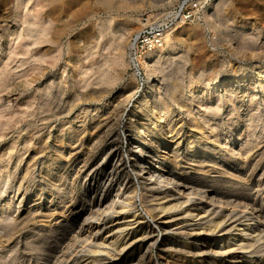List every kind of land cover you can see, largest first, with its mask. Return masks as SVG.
Masks as SVG:
<instances>
[{
    "label": "rangeland",
    "instance_id": "1",
    "mask_svg": "<svg viewBox=\"0 0 264 264\" xmlns=\"http://www.w3.org/2000/svg\"><path fill=\"white\" fill-rule=\"evenodd\" d=\"M119 1L112 0V8H106L98 0H0V264H57L64 237L71 242V253L85 255L96 227L114 225L117 221H110L121 208L124 215L140 214L145 219L158 190L149 191L137 182L133 184L136 192L130 193L117 174L119 158L131 161L128 135H137L142 129L140 120L130 121L129 111L143 97L147 79L140 67L135 70L129 64L128 46L143 19L160 20L178 10L192 11L194 20L171 33L174 48L165 60L154 64L150 77L157 99L168 100L169 120L177 119L174 125L163 122V130L173 129L165 136L180 142L175 161L170 158L166 164L172 165L173 160L174 171L183 180L257 202L264 212V83L253 74L264 72V0ZM127 21L135 28L126 31ZM139 73L144 89L137 95ZM250 73L248 90L256 95L239 91L230 101L227 91L220 88L219 101L207 104L190 99L193 103L185 109L193 117L208 115L200 119L207 127L204 136L186 123L189 116L179 102L188 98L178 103L171 99L172 93L186 92L190 86L204 87L218 79L243 78ZM96 107L101 108L92 117ZM242 119L254 126L245 130ZM252 132H256L258 153L252 147L248 154V149L240 148L244 140L239 137L249 134L250 138ZM11 141L17 146L8 157ZM191 143L207 147L191 159L187 155ZM222 148L224 156L219 157ZM33 158L39 165L23 174L25 163ZM41 162L44 168H66L61 181H53L56 175L51 172H40ZM22 194L29 198L18 203ZM128 195L133 196L130 204L123 199ZM33 198L39 201L33 203ZM117 198L119 209L106 218L105 210ZM8 199L13 203L4 211L2 204ZM65 209H69L68 216ZM42 221L49 222V227L36 235ZM139 236L140 232L134 237ZM172 237L179 243L188 240L186 236ZM47 238L50 248L45 246ZM153 240L157 241L148 264H171L168 256L173 252L162 255L165 249H160L165 239L155 234ZM132 255L131 263L140 264L139 250Z\"/></svg>",
    "mask_w": 264,
    "mask_h": 264
},
{
    "label": "bare ground",
    "instance_id": "2",
    "mask_svg": "<svg viewBox=\"0 0 264 264\" xmlns=\"http://www.w3.org/2000/svg\"><path fill=\"white\" fill-rule=\"evenodd\" d=\"M98 1L106 8L111 7V5H113V2H111L112 0H98ZM115 6L117 5L115 4ZM133 26L134 24L132 21L130 22L127 21L124 27L127 29L126 31H129V29L133 28ZM174 39H175L174 36L170 34L165 40V48H161L154 52L145 53L142 57L138 59L137 63L133 64V62L128 56V62L132 66V68L138 70V68L140 67L147 76V79H146L145 89L143 92V97L135 101L133 107L129 111L130 121L132 119L140 120L139 126L142 129L140 130V132H138L137 135L136 134L130 136L128 135L127 146L131 151L129 155L131 161L127 162L123 160V158H119L118 160L116 159L117 167L118 169H120L119 173L117 174L121 176V180L124 181L125 186L128 185L127 186L128 189H131L130 193L136 192V189L133 186V184L137 182L138 183L141 182L143 186L149 189V191L153 189L158 190V192L156 194L154 193V195H152L151 197V201L154 203L150 205V207H148L150 208L148 211L149 213L145 214L146 215L145 219L148 220H145L144 217L140 216V214H135L131 217L128 215H124V211L121 210L122 208L120 209V212L116 213L115 210L119 209V204H120V201L117 198L116 201L113 202L111 201L112 203H110L107 210H105L106 218H109V216H112L113 214L115 215L116 213L118 218L116 216V218L110 222L113 221L114 222L117 221V222L114 225L111 224L108 228L104 227V224H102L100 227L99 226L96 227V232L93 233L94 237L92 238V241L90 242L88 250L85 255L79 252L71 253L70 252V250H72L70 244L71 242L70 240H68V238L64 237L62 248L58 250L59 254H58V261H56L58 262L57 264H132L131 262L133 261V257H134L132 254L136 250H139V252L141 253V259L140 262L138 263L148 264L150 259L149 255L157 241V240H153L155 234L157 235L159 234V236L165 239L162 245H160V249L162 250L165 249L164 250L165 252L162 251L163 252L162 255H164L167 252H173V254L169 253L170 256H168L170 257L171 264H264V212H262V210H260L261 208L258 207L260 206V204H258L257 202H248V200H246L245 198L244 200L240 196L239 197L234 196L233 193L228 194L223 190L216 192L209 191L205 189V187L199 185V183H195V182L193 183L188 180H183L174 171L176 164L174 162L175 160L173 157L175 156L174 151L180 150V142H177L176 140L174 141L169 140L171 137L169 138L167 136H169V134L171 135L170 132H172L173 129L171 131H166L164 128L163 130V122L167 123L166 124L167 126L169 124L174 125V122L177 119L169 120L170 107L168 106L167 103L168 100L166 101L164 98L157 99L158 94L156 95L157 92V90L155 89L156 85H154L150 79V77L154 73V64L159 63L161 59L165 60V58L169 55L170 48L171 49L174 48L175 45ZM25 50L27 51V49ZM253 74L254 76H256L255 77L256 81H258L260 84L264 83V72H256ZM252 76L253 75L250 73L249 75L246 76L244 75L243 78L223 79L221 81H218L219 80L218 79L213 84L205 85L204 87L190 86L186 92H182L183 90L182 91L175 90L176 92H174V94L171 92L172 97L171 96L170 97L171 99H173L172 101L176 103H178L180 99L182 100L183 98H188V100L186 99L184 101L179 102L181 104V107L184 108V110H187V108L185 109V107L189 103L192 104L193 101L202 102V103L203 101H205L206 103L212 100H214L213 102L219 101L220 95L218 90L221 88L225 90L224 93H226L227 91L228 99L230 101H233L234 99L237 98L236 94L239 91H248L249 94H251V96L256 95V92L252 90L251 91L248 90L249 85L251 84L248 83V80L251 79ZM102 77H104L103 74ZM129 97H131V94L128 96V98ZM190 99L193 101H191ZM219 106L220 105H217L216 108H219ZM100 108L97 107L94 108L92 110L93 113L91 116L95 117L98 114V110ZM202 108H205V106ZM186 112H187V116H189V119L187 120L188 122L186 123L192 126L196 131H198L199 135L204 136L207 131V127H205L203 123H201L202 120L200 121V119L206 116L208 118V115L201 113V115L203 114V117L200 116V118H196L193 117L194 115H192L193 114L192 111H191L192 114L188 110ZM220 115L221 113L216 114V116L221 119ZM167 116H168V120L166 119ZM252 118L254 119V117ZM95 122L99 123L98 119H96ZM241 122H244L243 125L245 126V130L246 128L248 129L249 127L254 126L250 123V120L247 119L246 120L242 119ZM205 124H207V119ZM240 126L242 125L240 124ZM256 127L258 126L256 125ZM167 133L169 134L165 136ZM252 133L253 134L250 138L248 136L249 134L247 135L248 137L247 136L244 137L243 135L245 134L240 135L239 137L242 141L244 140V146H240V148L244 147L248 149V154L249 152L252 151L254 146L257 144L256 141L258 140L257 137L254 136L256 132L255 133L252 132ZM252 137H254V140L252 139ZM173 139L175 138L173 137ZM208 139L209 138H207V140ZM14 146L17 145H14L11 141L10 145L8 146L9 151L6 154V156L9 157V155L14 149ZM202 147L206 148L207 145L205 147V145H200V144L192 145L191 143V146L188 147L189 154L187 155L191 159L194 158L195 154L198 153ZM256 150L257 149H255V151ZM224 151L225 149L223 148L219 150V157H222ZM256 153L258 152L256 151ZM240 155L241 154H239L238 152L236 155L237 159L240 157ZM170 158H173L174 161L172 160L171 161L172 165L168 166L166 162L169 161ZM244 163H246V161H243V164ZM43 164L44 163L40 165V172L44 171L45 175L50 174V172L51 174L53 173V175H56L53 181L59 182V178L61 177L60 174L63 172V169L66 168H62L60 167V165L58 166L56 165L52 167L47 165L44 168L42 167ZM38 165H39L38 159L33 158L28 160L25 163V167L23 169L25 170V172H23V174L26 173L27 170L31 171ZM130 175H132L131 180L128 178ZM115 177L117 176H114V178ZM21 179L23 180L24 178ZM113 181H111L110 183H114ZM146 192H148V190H146ZM119 195L117 192L116 196L119 197ZM19 196H18L19 199L18 203H23L25 199L29 198L26 197L24 194ZM33 197H36V195H34ZM123 197H124L123 199L128 203L133 198V196L131 195H128L127 197L125 196ZM38 201H39L38 198L37 199L33 198V203L34 202L37 203ZM71 202H73V200H71ZM12 203H13L12 199H8L7 201H5L2 204L3 210L5 211L9 208L11 209ZM70 206H73V204H71ZM64 214L65 216H68L69 209H65ZM153 220H155L154 225H152L151 223ZM47 223L48 225L50 224L49 222L42 221V224L39 225L40 227L39 232L37 231L36 235L40 234V232L42 233L43 231H47L49 227V226L46 227ZM138 232H140V236L138 238H135L134 236ZM172 235L186 236L188 240L186 243H182V242L179 243L175 241L176 239L174 240L173 237L171 238ZM48 238L45 240V246L47 248H50L51 243ZM28 246L29 244H27V247ZM39 251L42 252V250ZM47 255L48 254H45L44 256Z\"/></svg>",
    "mask_w": 264,
    "mask_h": 264
},
{
    "label": "built area",
    "instance_id": "3",
    "mask_svg": "<svg viewBox=\"0 0 264 264\" xmlns=\"http://www.w3.org/2000/svg\"><path fill=\"white\" fill-rule=\"evenodd\" d=\"M194 20V13L188 10H178L166 14L160 20L146 18L142 20L141 26L136 30L130 39L128 56L134 63L145 53L154 52L164 47L166 38L182 27ZM136 82L139 85L137 95L142 94L144 84L142 75L137 76ZM142 90V91H141Z\"/></svg>",
    "mask_w": 264,
    "mask_h": 264
}]
</instances>
